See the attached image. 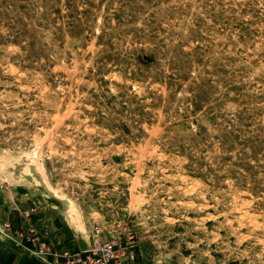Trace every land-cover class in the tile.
Returning <instances> with one entry per match:
<instances>
[{
	"label": "rangeland",
	"instance_id": "374dc122",
	"mask_svg": "<svg viewBox=\"0 0 264 264\" xmlns=\"http://www.w3.org/2000/svg\"><path fill=\"white\" fill-rule=\"evenodd\" d=\"M3 193L80 248L264 264V0H0Z\"/></svg>",
	"mask_w": 264,
	"mask_h": 264
},
{
	"label": "crops",
	"instance_id": "0c3cea01",
	"mask_svg": "<svg viewBox=\"0 0 264 264\" xmlns=\"http://www.w3.org/2000/svg\"><path fill=\"white\" fill-rule=\"evenodd\" d=\"M3 194L0 196V227L9 223L12 234L30 233L32 229L44 232L58 250L80 248L79 236L56 211L45 205L25 211L27 208L20 201ZM12 234L7 237L0 233V264H52L34 257Z\"/></svg>",
	"mask_w": 264,
	"mask_h": 264
},
{
	"label": "built area",
	"instance_id": "2783aa9c",
	"mask_svg": "<svg viewBox=\"0 0 264 264\" xmlns=\"http://www.w3.org/2000/svg\"><path fill=\"white\" fill-rule=\"evenodd\" d=\"M0 228L3 236L9 237L12 234L9 223ZM12 235L34 257L52 264H140L127 248L115 241L95 243L86 248L58 250L44 232L36 229H32L30 233L13 232Z\"/></svg>",
	"mask_w": 264,
	"mask_h": 264
},
{
	"label": "water",
	"instance_id": "95a60500",
	"mask_svg": "<svg viewBox=\"0 0 264 264\" xmlns=\"http://www.w3.org/2000/svg\"><path fill=\"white\" fill-rule=\"evenodd\" d=\"M50 203H54L56 206H58L59 208H63L64 207V203L56 200V199H49Z\"/></svg>",
	"mask_w": 264,
	"mask_h": 264
},
{
	"label": "bare ground",
	"instance_id": "6f19581e",
	"mask_svg": "<svg viewBox=\"0 0 264 264\" xmlns=\"http://www.w3.org/2000/svg\"><path fill=\"white\" fill-rule=\"evenodd\" d=\"M71 217V216H70ZM72 218V217H71ZM70 219V218H69Z\"/></svg>",
	"mask_w": 264,
	"mask_h": 264
}]
</instances>
